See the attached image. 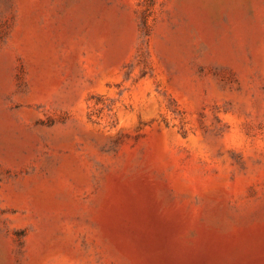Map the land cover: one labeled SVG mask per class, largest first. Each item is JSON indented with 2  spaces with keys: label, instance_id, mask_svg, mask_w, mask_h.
Masks as SVG:
<instances>
[{
  "label": "rangeland",
  "instance_id": "rangeland-1",
  "mask_svg": "<svg viewBox=\"0 0 264 264\" xmlns=\"http://www.w3.org/2000/svg\"><path fill=\"white\" fill-rule=\"evenodd\" d=\"M0 264H264V0H0Z\"/></svg>",
  "mask_w": 264,
  "mask_h": 264
}]
</instances>
